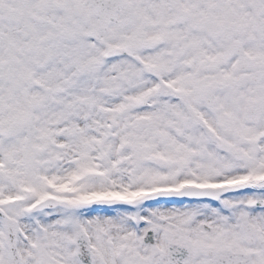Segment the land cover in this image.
Wrapping results in <instances>:
<instances>
[{
  "label": "snow or ice",
  "instance_id": "obj_1",
  "mask_svg": "<svg viewBox=\"0 0 264 264\" xmlns=\"http://www.w3.org/2000/svg\"><path fill=\"white\" fill-rule=\"evenodd\" d=\"M0 264H264V0H0Z\"/></svg>",
  "mask_w": 264,
  "mask_h": 264
}]
</instances>
